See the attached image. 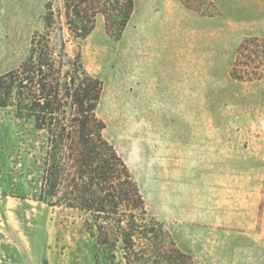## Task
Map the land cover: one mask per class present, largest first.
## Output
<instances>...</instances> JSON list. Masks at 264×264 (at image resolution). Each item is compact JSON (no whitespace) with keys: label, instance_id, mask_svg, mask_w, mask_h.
Here are the masks:
<instances>
[{"label":"rangeland","instance_id":"374dc122","mask_svg":"<svg viewBox=\"0 0 264 264\" xmlns=\"http://www.w3.org/2000/svg\"><path fill=\"white\" fill-rule=\"evenodd\" d=\"M50 0H0V75L28 55ZM135 0L120 37L99 17L81 49L103 81L104 136L150 215L194 264H264V79L230 76L264 0ZM46 131L0 107V264H106L87 215L37 199Z\"/></svg>","mask_w":264,"mask_h":264},{"label":"trees","instance_id":"16d2710c","mask_svg":"<svg viewBox=\"0 0 264 264\" xmlns=\"http://www.w3.org/2000/svg\"><path fill=\"white\" fill-rule=\"evenodd\" d=\"M179 1L207 14L206 7L214 5ZM134 10L135 0L48 1L28 55L0 75V107L32 118L46 131L37 199L86 214V228L106 264H194L163 222L150 215L136 178L104 136L106 123L97 114L103 81L88 71L81 49L70 48L92 34L100 16L106 31L120 37ZM230 76L264 79V37L241 41Z\"/></svg>","mask_w":264,"mask_h":264}]
</instances>
